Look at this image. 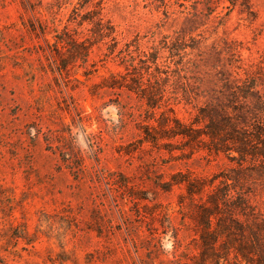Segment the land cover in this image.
Returning a JSON list of instances; mask_svg holds the SVG:
<instances>
[{
  "label": "rangeland",
  "instance_id": "rangeland-1",
  "mask_svg": "<svg viewBox=\"0 0 264 264\" xmlns=\"http://www.w3.org/2000/svg\"><path fill=\"white\" fill-rule=\"evenodd\" d=\"M98 18L118 31L115 53L105 39L86 63L69 60L58 72L54 61L67 53L45 41L64 26L88 38ZM163 37L187 46L184 66L168 49L157 60L179 68L185 87L165 72L152 79L165 90L154 109L126 87H107L111 73H127L130 85L138 72L145 87ZM233 53L264 75V0H0V264H203L197 220L236 154L210 152L204 136H172L162 117L198 128L204 99L195 108L194 98L220 88L217 73ZM125 55L135 69L120 65ZM247 190L264 219V184ZM224 264H236L233 255Z\"/></svg>",
  "mask_w": 264,
  "mask_h": 264
},
{
  "label": "trees",
  "instance_id": "trees-1",
  "mask_svg": "<svg viewBox=\"0 0 264 264\" xmlns=\"http://www.w3.org/2000/svg\"><path fill=\"white\" fill-rule=\"evenodd\" d=\"M223 1L234 6L238 0ZM46 9L49 11L50 8ZM209 12L212 13V10ZM91 23L93 27L88 30L91 33L88 38L72 36L64 26L60 32L54 30L52 43L44 39L47 45L53 48L51 51L58 56L62 57V52L67 53L66 59L59 60V65L54 61L58 72L66 69L69 60L76 62L79 59L86 63L91 47L105 39L111 42L107 48L108 54L115 53L120 42L116 28L109 22L103 23L101 18ZM46 27L42 23L38 25L42 37L47 33ZM32 30L35 31L34 28ZM75 33L77 36V32ZM124 47L128 51V44H124ZM122 49L118 50L119 56ZM153 49L155 58L151 61L155 65L156 75L144 69L149 79L145 87L140 72L136 79L130 80L132 82L130 85L126 81L127 73H111L109 79L111 83L107 85L109 88L126 87L139 94L152 109L161 108L162 103H165L163 100L165 90L158 85L152 86V79L157 83L162 79L160 74L165 72L164 80H173L174 83L185 87L182 82L185 76L179 74L181 71L179 68L168 72L157 65L160 51L168 49L169 57L178 58L173 60V64L181 66L187 46L179 37L174 41H168V37H163L161 46ZM190 49L194 48L190 46ZM234 56V53L229 54L228 68L217 73L220 88L211 91L210 94L205 95L204 92L196 94L195 108L198 106V99H204L197 107V114L192 122V125L198 128L186 127L178 119L163 115L166 114V110L162 113L164 124L167 126H170L171 122L174 124L172 136L188 138L189 143H196L204 136L208 139L207 149L210 152L236 154L237 167L230 169L229 174L223 177V186L208 198L211 207L201 210V219L197 220L200 229H197L196 233L200 240V260L203 264H224L231 255L236 264L241 262L264 264V219L253 210L247 190L251 183L259 181L264 184V75L261 71L253 72L238 65L240 59L234 60ZM120 59V65L125 71L128 67L135 69L131 57L126 59L125 55ZM168 112L173 113V110L169 109ZM144 140L154 144L157 138L146 132ZM248 164L250 166H247Z\"/></svg>",
  "mask_w": 264,
  "mask_h": 264
}]
</instances>
